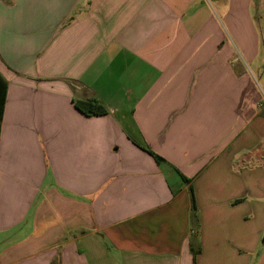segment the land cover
<instances>
[{
    "label": "crops",
    "instance_id": "obj_1",
    "mask_svg": "<svg viewBox=\"0 0 264 264\" xmlns=\"http://www.w3.org/2000/svg\"><path fill=\"white\" fill-rule=\"evenodd\" d=\"M0 75V264H264V0H0Z\"/></svg>",
    "mask_w": 264,
    "mask_h": 264
},
{
    "label": "trees",
    "instance_id": "obj_2",
    "mask_svg": "<svg viewBox=\"0 0 264 264\" xmlns=\"http://www.w3.org/2000/svg\"><path fill=\"white\" fill-rule=\"evenodd\" d=\"M5 87L6 83L3 77L0 75V118H1V111H2V105L4 101V94H5ZM74 106L76 109H78L80 112H82L85 115H102L107 113V109L105 106H103L100 102H98L94 98H88V99H76L74 100ZM157 159H161L157 155H155ZM190 198H191V213H192V219L196 220V206L194 202V196H193V190L190 187ZM193 256H195V252H193ZM193 262H195V259L193 258Z\"/></svg>",
    "mask_w": 264,
    "mask_h": 264
}]
</instances>
